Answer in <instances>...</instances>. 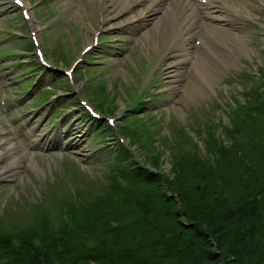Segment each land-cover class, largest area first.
Instances as JSON below:
<instances>
[{"label": "rangeland", "instance_id": "374dc122", "mask_svg": "<svg viewBox=\"0 0 264 264\" xmlns=\"http://www.w3.org/2000/svg\"><path fill=\"white\" fill-rule=\"evenodd\" d=\"M25 2L38 27L37 40L13 0H0V140L25 150L15 176L0 179V232L38 227L44 217L59 231L69 223L71 209L94 213L101 198L112 201L105 186L116 176L121 146L129 163L151 171L157 164L160 173L170 175L177 144H196L202 154L209 135L231 144L226 137L231 112L249 103L248 93L264 76V0L237 4L243 12L237 14L244 15L237 35L246 44L230 47L235 66L210 75L203 97L190 100L185 86L192 83L191 73L183 57L171 50L158 61L165 49L150 43L146 49L138 26L101 27L100 6L86 11L84 0ZM81 10L82 16L76 14ZM219 22L214 27L225 29ZM213 41L219 49L221 41ZM184 75L185 83L180 82ZM81 100L96 108L99 124ZM13 124L26 129L17 125L19 133ZM124 126L131 136L123 133ZM24 132L29 138L21 137ZM5 151L0 147V155ZM28 158L37 170L22 165Z\"/></svg>", "mask_w": 264, "mask_h": 264}, {"label": "trees", "instance_id": "16d2710c", "mask_svg": "<svg viewBox=\"0 0 264 264\" xmlns=\"http://www.w3.org/2000/svg\"><path fill=\"white\" fill-rule=\"evenodd\" d=\"M261 77L249 103L231 112L230 145L212 135L206 154L177 144L170 175L129 163L119 147L105 186L112 201L101 198L94 213L71 209L59 231L44 217L38 227L0 232V264H264Z\"/></svg>", "mask_w": 264, "mask_h": 264}, {"label": "bare ground", "instance_id": "6f19581e", "mask_svg": "<svg viewBox=\"0 0 264 264\" xmlns=\"http://www.w3.org/2000/svg\"><path fill=\"white\" fill-rule=\"evenodd\" d=\"M22 1L24 3L23 8L27 9L28 4L24 0ZM199 1L84 0V5L86 11L89 8L96 11V7L100 6L98 21L101 27L113 23L121 29L133 25L144 30L140 39L143 38L142 42L146 49H148V43L153 49H155L156 44L157 46L162 45L165 49L158 61L163 59L171 50L177 51L178 55L183 57L182 63L186 64L187 71L191 73L190 80L192 83H187L185 86L187 98L190 100L203 97L205 94L203 89L210 79V75H224L228 69L235 66L234 60H231L232 55L228 54V49L230 47L243 49L246 44L244 38L237 35L236 26L239 24L240 18L244 16L237 14L238 12L243 14L237 4L244 7V4H247L246 0H218L216 7L220 10L221 16H226V20L220 22L221 24L225 22L223 25L226 27H223L225 29L215 28L213 25L215 20L222 21L223 18H214V15L206 17L197 10ZM76 14L82 16L83 10ZM126 14L130 15L129 18L122 21L121 17ZM29 20L31 27H33L32 34L37 36L38 27L34 24L31 14H29ZM200 24H203V27ZM215 39L221 41L219 49L213 46L217 45L213 41ZM197 41H200L199 45H197ZM182 77L180 82L184 81L185 83L187 75ZM74 137L79 139V136L74 135ZM0 147L6 148V151L0 155V162L11 160L10 165L0 167V179H5L8 174L7 177H14L13 172L19 168L18 162L25 150L18 149L10 140L4 142L2 139L0 140ZM22 165H28L37 170L35 163L30 158L26 159Z\"/></svg>", "mask_w": 264, "mask_h": 264}]
</instances>
